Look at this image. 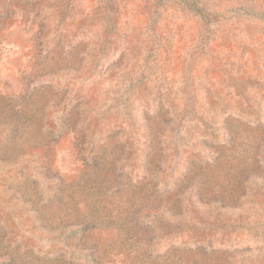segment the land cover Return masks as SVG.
<instances>
[{
	"label": "rangeland",
	"instance_id": "374dc122",
	"mask_svg": "<svg viewBox=\"0 0 264 264\" xmlns=\"http://www.w3.org/2000/svg\"><path fill=\"white\" fill-rule=\"evenodd\" d=\"M0 264H264V0H0Z\"/></svg>",
	"mask_w": 264,
	"mask_h": 264
}]
</instances>
